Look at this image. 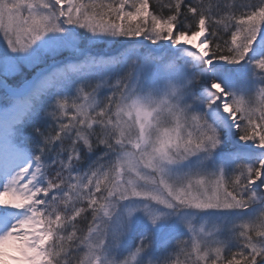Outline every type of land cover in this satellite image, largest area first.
Masks as SVG:
<instances>
[{"label":"snow or ice","instance_id":"1","mask_svg":"<svg viewBox=\"0 0 264 264\" xmlns=\"http://www.w3.org/2000/svg\"><path fill=\"white\" fill-rule=\"evenodd\" d=\"M0 264H264V0H0Z\"/></svg>","mask_w":264,"mask_h":264}]
</instances>
